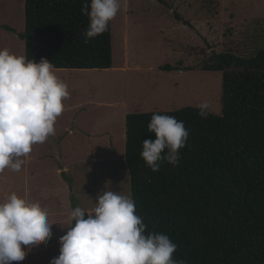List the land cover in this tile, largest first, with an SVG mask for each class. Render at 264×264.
<instances>
[{"label":"trees","instance_id":"1","mask_svg":"<svg viewBox=\"0 0 264 264\" xmlns=\"http://www.w3.org/2000/svg\"><path fill=\"white\" fill-rule=\"evenodd\" d=\"M86 5L90 0H26V29L19 34L26 59L46 58L57 70L113 68L112 22L86 44ZM201 70L223 74L222 114L207 110L201 118L198 107L189 106L127 115L135 214L146 234L169 236L177 245L173 259L184 264H264V50L251 57L215 54ZM156 113L183 121L189 137L177 166L164 162L152 172L140 153L143 140L155 138L148 124Z\"/></svg>","mask_w":264,"mask_h":264},{"label":"rangeland","instance_id":"2","mask_svg":"<svg viewBox=\"0 0 264 264\" xmlns=\"http://www.w3.org/2000/svg\"><path fill=\"white\" fill-rule=\"evenodd\" d=\"M162 1L121 0V11L112 21L113 68L57 70V76L68 85L69 98L63 101L64 111L50 137H64L69 132L66 150L75 147L83 151L86 146H96L97 151H104L113 140L120 147V115L124 113L168 112L206 103L209 112L222 114L223 74L205 72L201 67L215 54L251 57L264 50V0ZM25 29L26 0H0V49L26 57L25 42L19 38ZM167 65L185 70L162 71ZM70 128L77 132L70 133ZM42 146L45 144L33 146L29 154L33 160L28 167L26 160L19 172L0 173V202L13 192L38 201L32 189L42 176L29 180L27 170L39 173L43 161L39 157L46 152L40 150ZM123 148L126 158V137ZM125 158L122 170L121 160L112 157L93 159L86 171L71 167L68 178L74 179L77 194L73 208L90 211L107 182L110 190L121 189L131 195ZM46 162L45 170L55 177L53 161ZM67 162L74 164L76 159L68 154ZM65 220L51 226L52 237L67 230ZM24 248L27 251V246ZM59 248V243H42L28 251L23 261L13 264H50L59 255Z\"/></svg>","mask_w":264,"mask_h":264},{"label":"clouds","instance_id":"3","mask_svg":"<svg viewBox=\"0 0 264 264\" xmlns=\"http://www.w3.org/2000/svg\"><path fill=\"white\" fill-rule=\"evenodd\" d=\"M121 0H90L81 11L88 17L84 33L87 44L105 33L121 11ZM46 58L39 62L0 49V173L19 172L36 144L55 134L54 125L69 98L68 85L57 76ZM206 118L207 104L198 106ZM148 132L154 139L142 143L141 158L152 172L162 163H179V150L189 137L183 121L153 114ZM98 193L94 207L70 213L74 224L60 237L59 255L50 264H184L173 259L177 245L168 235L148 232L135 214L130 193L107 187ZM48 213L39 202L15 192L0 202V264L23 261L32 249L52 237ZM24 246H27V251Z\"/></svg>","mask_w":264,"mask_h":264},{"label":"crops","instance_id":"4","mask_svg":"<svg viewBox=\"0 0 264 264\" xmlns=\"http://www.w3.org/2000/svg\"><path fill=\"white\" fill-rule=\"evenodd\" d=\"M4 27H9V26H3V29H5ZM10 33L16 34L17 32L16 33L10 32ZM127 115H128L127 113H124L122 116L120 115V119L122 120V126L120 127V130L123 135L122 142H120L121 144L120 147L115 146L113 140L111 142V146L106 148L104 151H101V149L97 151L99 147L96 146H86V149L84 148L83 151H78L79 149L75 147L66 150V142H67L66 136L69 134V132L64 133L66 134L64 137L60 136L57 138V137L49 136V138L43 143L45 144V146H42L40 150L46 152L43 154V156L39 157L40 160L43 159V161H41L40 163L41 168H39L38 170L39 173L37 174L36 172H33L30 174V171L27 170V175L29 174L28 176L29 180H31L30 177L42 176V178L38 180V184L34 185V188L32 190H35L34 194L38 198V201L36 202H39L42 208H44L47 211L48 221L50 224L53 225H56L57 223L60 224L61 222H64V220L66 219L65 223H68L69 226L72 225V221H70L69 219L70 213L74 209L72 206L71 196H75V198H77V194H76V184L74 182V179L70 180L68 178V174L71 173L70 172L71 167H75L76 170H78L77 168L82 167L86 171V169L92 163L93 159H107L109 157H112L113 159L121 160L122 163L120 164H122V166L119 168L120 170H122L121 168L124 167V158H125L123 141H125V137H126ZM74 124H75V117H74V121L72 122V126ZM72 131L77 132V130H73L72 128H70V133ZM108 134L109 133L103 134V136H106ZM85 135L91 137V134L87 133ZM36 149L37 151H39L38 148ZM68 154H71L72 157H75L76 162L74 164H70L67 162ZM26 160L28 161L26 163L28 167V163H30L31 160L33 159L29 155ZM46 160L53 161L56 170L55 177L50 175V173L52 172L45 170V167L47 166ZM25 170L26 167L24 171ZM4 172L6 175H8V173L11 172V170L6 169ZM24 173L26 174V171ZM41 179H44V181ZM50 180L52 181L50 182ZM70 181L73 186L72 188L70 187ZM67 230H64L63 232H59V234L52 237L49 241L54 242V244L58 243L60 237L66 234Z\"/></svg>","mask_w":264,"mask_h":264}]
</instances>
